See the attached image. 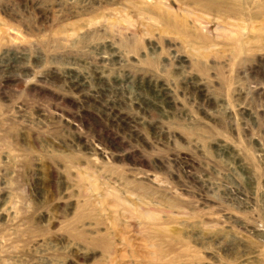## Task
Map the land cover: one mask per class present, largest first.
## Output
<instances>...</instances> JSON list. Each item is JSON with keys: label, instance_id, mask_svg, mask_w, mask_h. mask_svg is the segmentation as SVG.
<instances>
[{"label": "rangeland", "instance_id": "obj_1", "mask_svg": "<svg viewBox=\"0 0 264 264\" xmlns=\"http://www.w3.org/2000/svg\"><path fill=\"white\" fill-rule=\"evenodd\" d=\"M0 264H264V0H0Z\"/></svg>", "mask_w": 264, "mask_h": 264}]
</instances>
